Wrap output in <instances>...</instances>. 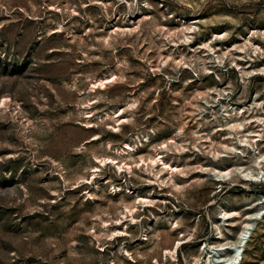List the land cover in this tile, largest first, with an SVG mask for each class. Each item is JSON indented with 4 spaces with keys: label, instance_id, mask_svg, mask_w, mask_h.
I'll use <instances>...</instances> for the list:
<instances>
[{
    "label": "rangeland",
    "instance_id": "1",
    "mask_svg": "<svg viewBox=\"0 0 264 264\" xmlns=\"http://www.w3.org/2000/svg\"><path fill=\"white\" fill-rule=\"evenodd\" d=\"M260 154L264 0H0V264H264Z\"/></svg>",
    "mask_w": 264,
    "mask_h": 264
},
{
    "label": "bare ground",
    "instance_id": "2",
    "mask_svg": "<svg viewBox=\"0 0 264 264\" xmlns=\"http://www.w3.org/2000/svg\"><path fill=\"white\" fill-rule=\"evenodd\" d=\"M109 77H111V75L105 76V77L100 78V79L92 80L91 83L89 84V89L93 90L94 88L104 87L103 85L105 83L107 84L108 81L112 80L111 79L112 77L110 79H109ZM90 117H91V115H90ZM241 126H242V122H236L235 124L233 123V125H232V127H234V128H240ZM242 142H245V140H242ZM113 160L114 159H112L110 157H105V158H101L100 157V158H97V166L103 165V164H105L107 162H109L111 164H116V162L113 161ZM261 160L262 161L264 160V155L263 154H260L259 156H257L256 163L259 162V161H261ZM140 161H143L146 165H148L150 167H153L154 164L159 163V164H161V166L163 167L164 170H171L172 169V168L170 169V165L168 163L164 162V160L161 158V156L159 154L157 156H155V157L149 158L146 161H145V159L140 158ZM123 165L124 164H121V165H117L116 164L117 169L120 170V168H122ZM124 168L128 169L129 166L125 165ZM95 171H96V168L92 171V173L95 172ZM216 173H217L216 174V177L218 179H220V178H223V176L229 175L230 172H228V171H225L224 172V171H219L218 170ZM260 174H261V171H258L257 174H252L251 172H246V173H242V176L244 178H246V179L249 178V179H253L254 181H258L259 180V177L261 176ZM136 202L144 205V204H148L149 202H151V200H149V199H147L146 197H143V196H138V197H136ZM134 210H135L134 205H125V206H123V212L122 213H123L124 216H127L128 217V221L129 222H133L132 221V219H133L132 218L133 217L132 214H133ZM220 214L222 215V219H224V221H228L230 223L233 222V219L235 217H238V211H236V210H226V209H222ZM257 217H258L257 214L248 215L242 221V227H241V229L239 231H237L234 239L232 241H230V243L229 242H226L224 244H220L218 246H214V247L208 248V250L206 251V253L204 255V258H203V261L201 262V264H212L211 250L212 251L213 250L222 251L224 249V247H226L228 245H231L232 246L231 253L228 255L227 258H224L223 260H220L219 264H240V252H241V248H242L243 242H244V240L246 238V235H247V233L249 231V227L251 225L249 223V221L251 219H254V218H257ZM169 225L171 226V229H174L176 227V221L174 219L170 218L169 219ZM215 227H216V235H217V237H221L222 233H221V230L219 229L218 225H216ZM124 229H125V225L122 228H120V229H116V228L113 227V229L111 228L110 230H108V236L113 237V236H116V235L117 236L118 235L119 236L120 235H123V233H124L123 230ZM144 235H146V234H144V233L142 234V239H144ZM180 244H181V241H177V242L174 241V242H172L170 249L165 250V251L162 252L163 257L168 256L169 258L173 259V256L175 255V252H176V248ZM191 264H197V260L192 259L191 260Z\"/></svg>",
    "mask_w": 264,
    "mask_h": 264
}]
</instances>
